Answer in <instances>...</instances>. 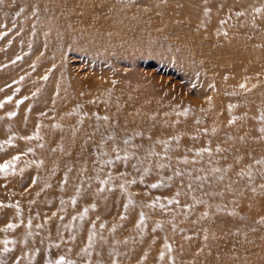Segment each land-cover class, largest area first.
<instances>
[{
    "label": "bare ground",
    "instance_id": "bare-ground-1",
    "mask_svg": "<svg viewBox=\"0 0 264 264\" xmlns=\"http://www.w3.org/2000/svg\"><path fill=\"white\" fill-rule=\"evenodd\" d=\"M259 8L263 12L264 0H0V19L16 16L22 31L21 39L2 49L9 57L0 56V150L66 153L72 171L73 153L94 154L95 165L105 169H174L170 178L179 191L197 188L190 180L193 169L231 166L235 157L243 166L264 164L241 159L244 153L255 155L248 142L264 140V110H256L264 101L254 104L264 95V76L256 79L262 66L252 61L256 33L264 36V15L254 12ZM139 51H171L183 60L199 81V99L162 91L151 72L139 70ZM249 171L243 167L245 179L252 177ZM56 183L64 190L61 175ZM84 192V207L67 209L54 225L78 226L84 243L70 258L93 264L100 257H86L93 239L107 249L102 256L110 257V247L118 249L120 242L112 241L114 227L103 221L98 233L86 236L80 228L84 209L111 218L121 208L120 200L108 206L94 197L97 191ZM120 211L125 222L132 219ZM33 226L40 229L35 220L15 227L17 241L27 244ZM64 235L68 244L72 236ZM254 245L235 249L261 250L264 264V246ZM143 246L141 240L139 251ZM176 256L173 264H185V250ZM149 260L166 264L154 254Z\"/></svg>",
    "mask_w": 264,
    "mask_h": 264
},
{
    "label": "rangeland",
    "instance_id": "rangeland-1",
    "mask_svg": "<svg viewBox=\"0 0 264 264\" xmlns=\"http://www.w3.org/2000/svg\"><path fill=\"white\" fill-rule=\"evenodd\" d=\"M260 10L254 12L262 18L264 10ZM4 19H0V56L3 58L9 56L2 54V49L22 38V31L15 26L17 17L5 15ZM256 34L252 61L262 66V72L255 75L258 79L264 76L261 54L264 36ZM165 52L158 55L139 51V70L151 72L162 91L198 100L195 90L200 87L199 81L188 74L189 67L183 60L173 57L171 51ZM20 54L18 52L16 56L19 58ZM251 87L257 88L256 82ZM210 90L208 87L207 92ZM261 99L264 101V95H259L254 104L260 103ZM256 110L263 111L264 107L257 104ZM248 144L247 148L251 147L255 155L244 153L241 159L249 158L253 163L264 161V140L257 138ZM69 157L66 153L24 147L0 150V264H85L70 258L76 246L84 243L78 226L54 225L63 214L70 213L67 209L84 207V190L97 191L94 197L108 206H114L120 200L121 208L111 218L100 211L84 209L86 220L80 228L88 232L86 236L98 233V221H103L116 232L113 239L109 233H104V237L116 244L117 240L120 242L118 249L113 245L110 247L109 252L113 255L110 257L102 256L107 249L93 239L86 253L90 259L95 253L100 254L93 264H151L150 254L166 264H173L177 260L176 254L182 250L188 255L185 264H223L226 261L229 264H261V250L248 247L241 253L242 261V255L235 248L248 243H254L255 248L264 246V204L259 203L262 198L264 200V183L259 184L264 178V164L243 166L235 157L231 166L193 169L190 180L197 183V188L179 191L170 178L177 171L174 169L163 173L144 166L105 169L95 165L94 154L73 153L76 164L72 171ZM243 167L245 171L252 170L249 171L252 177L245 179ZM56 175H61L65 182L64 190L58 188ZM254 175L256 179H253ZM80 190L82 192L77 196ZM133 194L141 198L132 199ZM42 197L47 201L40 203ZM119 211L131 213L132 219L125 222ZM32 220L40 224V229L31 228L27 244L18 242L15 227L25 228ZM66 231L72 236L68 244L64 241ZM141 240L144 246L139 251Z\"/></svg>",
    "mask_w": 264,
    "mask_h": 264
}]
</instances>
